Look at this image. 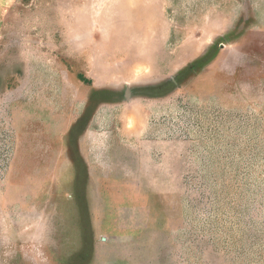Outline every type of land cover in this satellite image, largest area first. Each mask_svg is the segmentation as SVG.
<instances>
[{
	"label": "rangeland",
	"instance_id": "obj_1",
	"mask_svg": "<svg viewBox=\"0 0 264 264\" xmlns=\"http://www.w3.org/2000/svg\"><path fill=\"white\" fill-rule=\"evenodd\" d=\"M0 264H264V0H0Z\"/></svg>",
	"mask_w": 264,
	"mask_h": 264
}]
</instances>
